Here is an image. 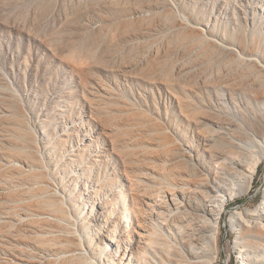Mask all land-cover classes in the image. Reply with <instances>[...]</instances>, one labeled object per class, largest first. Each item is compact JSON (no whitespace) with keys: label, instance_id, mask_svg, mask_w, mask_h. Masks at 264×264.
Instances as JSON below:
<instances>
[{"label":"rangeland","instance_id":"obj_1","mask_svg":"<svg viewBox=\"0 0 264 264\" xmlns=\"http://www.w3.org/2000/svg\"><path fill=\"white\" fill-rule=\"evenodd\" d=\"M254 26L264 37V0H0V264H56L48 187L90 222L94 244L97 230L108 239L101 208L128 230L129 195L174 179L166 155L196 143L209 86L236 74L197 32L239 45ZM255 40L248 50L260 51ZM232 118L236 139L258 147L264 111ZM263 184L264 159L226 205L213 264H239L249 246L227 220L257 207Z\"/></svg>","mask_w":264,"mask_h":264},{"label":"bare ground","instance_id":"obj_2","mask_svg":"<svg viewBox=\"0 0 264 264\" xmlns=\"http://www.w3.org/2000/svg\"><path fill=\"white\" fill-rule=\"evenodd\" d=\"M255 29V26L246 29L245 43L239 45L225 43L211 32H206V36L197 32L206 38L209 48L233 56L234 64H229V70L236 74L233 78L214 80L209 86L216 90V95L212 98L210 91L206 93L211 95L206 101V117L201 114L194 117L200 129L196 143L190 142L166 155L164 164L170 162L169 174L174 179H166L161 186L150 185L146 180L138 187L144 197L129 195L128 230L119 229L117 220L101 208L103 217L96 220L105 223L99 224L107 227L108 239L97 230L101 242L94 244L90 222L78 218L80 210H70L66 198L47 186L45 203L55 213V222L50 227L57 239L55 249H49L47 255L53 256L56 264L61 261L65 264H213L216 261L218 233L226 205L250 190L264 159V138L257 140L258 147L246 145L245 141L236 139L237 122L231 120L235 114L264 111V37ZM255 39L260 40L257 43L260 51L248 50V44ZM222 114L232 117L223 118ZM221 139L229 143L227 147H217ZM202 148L206 153L204 166L200 163ZM92 213L96 216L94 210ZM109 222L114 228L107 225ZM229 224H237L238 245L249 246L240 251L239 264H264V198L257 207L245 209L244 213L236 210L227 220ZM112 232L119 236L116 243L109 237ZM252 240L256 248L250 247Z\"/></svg>","mask_w":264,"mask_h":264}]
</instances>
